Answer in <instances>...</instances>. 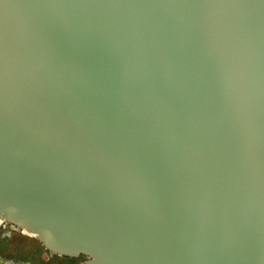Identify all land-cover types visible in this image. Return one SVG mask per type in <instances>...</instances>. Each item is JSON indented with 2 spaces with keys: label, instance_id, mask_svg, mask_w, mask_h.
<instances>
[{
  "label": "water",
  "instance_id": "95a60500",
  "mask_svg": "<svg viewBox=\"0 0 264 264\" xmlns=\"http://www.w3.org/2000/svg\"><path fill=\"white\" fill-rule=\"evenodd\" d=\"M3 224L82 264H264V0H0Z\"/></svg>",
  "mask_w": 264,
  "mask_h": 264
},
{
  "label": "flooded vegetation",
  "instance_id": "af4514ba",
  "mask_svg": "<svg viewBox=\"0 0 264 264\" xmlns=\"http://www.w3.org/2000/svg\"><path fill=\"white\" fill-rule=\"evenodd\" d=\"M0 236V263L10 260L16 264H82L87 260L83 256L67 258L53 255L46 251L40 242L25 236L8 224L0 227ZM4 247L7 248L6 252L3 251Z\"/></svg>",
  "mask_w": 264,
  "mask_h": 264
},
{
  "label": "rangeland",
  "instance_id": "374dc122",
  "mask_svg": "<svg viewBox=\"0 0 264 264\" xmlns=\"http://www.w3.org/2000/svg\"><path fill=\"white\" fill-rule=\"evenodd\" d=\"M0 241H1V236H0ZM1 245H2V244H1V242H0V247H1ZM6 250H7V248L4 247V250H3V251L6 252ZM19 261H21V260H19Z\"/></svg>",
  "mask_w": 264,
  "mask_h": 264
}]
</instances>
